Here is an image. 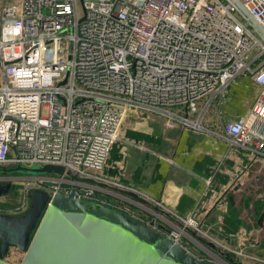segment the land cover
Wrapping results in <instances>:
<instances>
[{
  "label": "built area",
  "instance_id": "1",
  "mask_svg": "<svg viewBox=\"0 0 264 264\" xmlns=\"http://www.w3.org/2000/svg\"><path fill=\"white\" fill-rule=\"evenodd\" d=\"M240 1L264 27V0ZM246 74L258 86L249 114L221 121L219 127L228 145L264 161V43L230 3L3 0L0 165L51 164L63 172L19 178L17 201L12 205L0 196V212L22 213L30 188L49 196L73 191L76 198L112 205L144 223L154 219L156 225L158 218L197 259L264 264L263 257L205 230L194 213L181 216L104 174L114 143L148 151L122 136L127 118H158L166 130L206 131L203 119L212 100L219 112L230 83ZM121 190L145 203L130 197L137 209L121 205L127 199ZM192 233L229 254L232 262Z\"/></svg>",
  "mask_w": 264,
  "mask_h": 264
},
{
  "label": "crops",
  "instance_id": "2",
  "mask_svg": "<svg viewBox=\"0 0 264 264\" xmlns=\"http://www.w3.org/2000/svg\"><path fill=\"white\" fill-rule=\"evenodd\" d=\"M2 3L3 0H0V8ZM231 91H238L237 95L241 96V99L233 101L234 106L231 104ZM257 91L258 86L250 75L235 78L230 83L225 96L227 99L217 114L219 116L221 114L220 119L218 117L216 121L205 120L206 131L201 133H205L206 136L197 137L195 141L189 140V146L183 140L189 137L186 131L166 130L158 118L136 116L127 118L122 130L159 134L162 138L161 144L156 147L143 144L148 148L146 151L118 142L122 144L120 149L122 159L112 168L115 169V174L112 173L111 166H105L106 176L116 178L125 185L144 192L148 197L160 201L174 211L179 198L183 194L188 195L194 200V204L184 216L194 213L195 219L201 222L205 230H209L221 240L238 245L244 251L264 258V161L251 157L243 149L228 145L219 125L212 127L213 124H217V120L219 124L224 120L248 115ZM169 131L173 133L171 137H168ZM197 142H202L205 147L195 148L198 146L195 144ZM203 155L213 157L217 163L213 173L219 171L226 174L228 176L226 184L214 188L211 186V177L193 168L194 160ZM166 158H170L172 162ZM141 165L142 172L140 178L136 180L132 172ZM155 174L160 176L155 178ZM234 196L235 205L232 204ZM125 198L127 199L120 200L121 205L137 209L128 200L130 197L126 195ZM232 209L236 210L239 218L237 230L232 235H221L223 217ZM161 212L165 216L166 213ZM157 221L161 222L158 218ZM11 258L16 257L10 254L7 256V260L14 263Z\"/></svg>",
  "mask_w": 264,
  "mask_h": 264
},
{
  "label": "water",
  "instance_id": "3",
  "mask_svg": "<svg viewBox=\"0 0 264 264\" xmlns=\"http://www.w3.org/2000/svg\"><path fill=\"white\" fill-rule=\"evenodd\" d=\"M225 1L264 43V27L242 2ZM28 170L60 175L63 167L44 164L31 169L16 164L7 173ZM12 178L0 176V196L9 192ZM121 193L145 203L134 192ZM27 196L29 203L22 213L0 212V264H15L7 260L13 250L22 253L17 264H212L194 257L169 236V227L155 225L154 219L141 222L112 205L76 198L73 191L49 196L44 189L30 188ZM197 238L204 247L232 262L230 255L212 242Z\"/></svg>",
  "mask_w": 264,
  "mask_h": 264
},
{
  "label": "trees",
  "instance_id": "4",
  "mask_svg": "<svg viewBox=\"0 0 264 264\" xmlns=\"http://www.w3.org/2000/svg\"><path fill=\"white\" fill-rule=\"evenodd\" d=\"M186 133H188L189 137H185L183 140H185L186 145L189 146L188 141L189 140L195 141L199 132L186 131ZM122 136L124 138L134 140L141 144H145V145L150 144L151 146L154 147L160 145L162 141V138L159 134L156 133L147 134L139 130L123 129ZM121 146L122 144L120 143H114L112 145V148L110 149L108 158L106 160V165L111 166V170H113L112 172L113 174H115V169L112 168L116 167L115 163L122 159V152L120 151ZM227 165H229V162H227ZM216 167H217L216 161L213 159V157L209 155H203L202 157L194 160L193 162V168L197 172H200L205 176L211 177V186L214 188H218L220 185H224L228 181V176L226 174L220 173L219 171L213 173ZM156 168L158 169V164ZM141 172H142V165L138 166L136 169L133 170L132 172L133 177L136 180L139 179ZM154 176L155 178H158L160 175L155 174ZM193 204H194V200L188 195L183 194L179 198L178 203L175 206V211L177 214L184 216L185 213L193 206ZM235 211H236L235 209H232L226 216L223 217L221 232H220L221 235H232L237 230L239 224V218L237 217Z\"/></svg>",
  "mask_w": 264,
  "mask_h": 264
},
{
  "label": "rangeland",
  "instance_id": "5",
  "mask_svg": "<svg viewBox=\"0 0 264 264\" xmlns=\"http://www.w3.org/2000/svg\"><path fill=\"white\" fill-rule=\"evenodd\" d=\"M238 91L237 92L236 91H233V92L231 91L230 92V97L232 99V101H231L232 106H234V104H235L233 102L234 100L241 99V96H238L237 95ZM209 96H207L204 100L209 99ZM226 99L227 98H224L223 99V104H224V102H225ZM245 101H247V100H245ZM217 109H218V107H217V100H212L211 104L209 105L208 110L204 114L203 123H205V120H215L216 121V118L219 117V115H217L218 114ZM46 112H47V109L46 108H43L42 111H41V114L42 115H45ZM220 116H221V114H220ZM230 117H234V116H230ZM219 119H220V117H219ZM218 125L219 124H218V120H217V124L216 125L213 124L212 127H217ZM212 129H214V128H212ZM200 133L201 132H199V134L197 135V137L206 136L205 133H201V134ZM172 135H173V133H171V132L168 133V137H171ZM199 142L195 143L196 145H198L195 148H200V149L204 148L205 145L202 144V142L201 143H199ZM169 144L170 143L168 142V145ZM13 166H14V164H12V165H0V176L2 175L4 177H9V176L14 177V178H12L13 181H12V185H11V188H10L9 192L6 195H4L6 197V200L9 201V202H11L12 205H14L15 202L17 201V197H18V194H19V189L23 185V183L20 182V179L19 178H23V177H33V176H41V175H50V174H41V173L33 172L31 170H28V171H18V172L12 173V174L7 173V170L10 169V168H12ZM26 167L32 169V168H36L37 165L26 166ZM234 203H235V196L232 199V204L235 205ZM12 211L13 210L10 209V212H12ZM187 244H188V246L193 247V245L191 243H188L187 242ZM10 256H15L16 257V258H13V259L11 258V259L13 260V262L15 264H17L20 261V259H21L22 253L19 252V251H17V250H13V252L10 254ZM214 264H217V263H214Z\"/></svg>",
  "mask_w": 264,
  "mask_h": 264
},
{
  "label": "flooded vegetation",
  "instance_id": "6",
  "mask_svg": "<svg viewBox=\"0 0 264 264\" xmlns=\"http://www.w3.org/2000/svg\"><path fill=\"white\" fill-rule=\"evenodd\" d=\"M2 183H4V182H2ZM199 260H203V259H200V258H198Z\"/></svg>",
  "mask_w": 264,
  "mask_h": 264
}]
</instances>
